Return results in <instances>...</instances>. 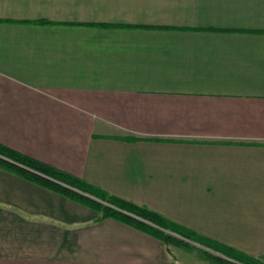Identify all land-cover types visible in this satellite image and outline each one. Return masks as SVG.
Instances as JSON below:
<instances>
[{
    "label": "crops",
    "instance_id": "0c3cea01",
    "mask_svg": "<svg viewBox=\"0 0 264 264\" xmlns=\"http://www.w3.org/2000/svg\"><path fill=\"white\" fill-rule=\"evenodd\" d=\"M0 143L263 259L264 0H0ZM0 264L216 263L0 167Z\"/></svg>",
    "mask_w": 264,
    "mask_h": 264
},
{
    "label": "trees",
    "instance_id": "16d2710c",
    "mask_svg": "<svg viewBox=\"0 0 264 264\" xmlns=\"http://www.w3.org/2000/svg\"><path fill=\"white\" fill-rule=\"evenodd\" d=\"M0 167L99 212L100 219L113 218L126 223L161 240L167 246L192 249L193 245L190 242H194L221 254L223 257L214 256L194 247L200 251L204 259L218 264H264V258L257 260L189 228L175 224L146 207L109 196L102 189L79 177L21 154L1 143Z\"/></svg>",
    "mask_w": 264,
    "mask_h": 264
},
{
    "label": "rangeland",
    "instance_id": "374dc122",
    "mask_svg": "<svg viewBox=\"0 0 264 264\" xmlns=\"http://www.w3.org/2000/svg\"><path fill=\"white\" fill-rule=\"evenodd\" d=\"M192 245H193V248L192 249H190V250H192V251H194L197 255H199V257L200 258H203L200 254V251L198 250V249H195L194 247H197V248H199L200 250H205V251H207V252H209L210 254H213L214 256H219V255H216L212 250H210V249H208V248H206V247H203V246H200V245H198L197 243H194V242H190ZM169 247H173V246H169ZM221 257H222V255H221ZM206 260H208V259H206ZM209 261H211V260H209ZM216 263V262H215ZM216 264H218V263H216Z\"/></svg>",
    "mask_w": 264,
    "mask_h": 264
},
{
    "label": "water",
    "instance_id": "95a60500",
    "mask_svg": "<svg viewBox=\"0 0 264 264\" xmlns=\"http://www.w3.org/2000/svg\"><path fill=\"white\" fill-rule=\"evenodd\" d=\"M50 179V178H49Z\"/></svg>",
    "mask_w": 264,
    "mask_h": 264
}]
</instances>
